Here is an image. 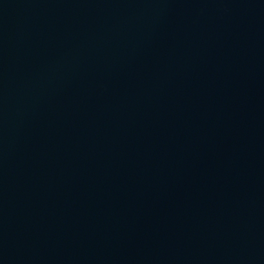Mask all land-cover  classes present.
Instances as JSON below:
<instances>
[{
    "label": "water",
    "instance_id": "95a60500",
    "mask_svg": "<svg viewBox=\"0 0 264 264\" xmlns=\"http://www.w3.org/2000/svg\"><path fill=\"white\" fill-rule=\"evenodd\" d=\"M0 264H264V0H0Z\"/></svg>",
    "mask_w": 264,
    "mask_h": 264
}]
</instances>
